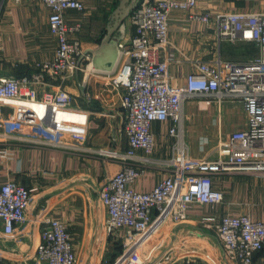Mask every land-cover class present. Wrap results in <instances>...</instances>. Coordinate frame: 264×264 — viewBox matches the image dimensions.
<instances>
[{"label": "built area", "instance_id": "built-area-1", "mask_svg": "<svg viewBox=\"0 0 264 264\" xmlns=\"http://www.w3.org/2000/svg\"><path fill=\"white\" fill-rule=\"evenodd\" d=\"M42 1L51 9L50 32L57 40V48L53 58L37 62V67L63 81L81 70L94 71L92 53L80 39L70 36L81 24L70 25L64 16L68 9L84 10L85 2ZM197 4L198 0H143L130 16L132 36L118 43L117 63L106 71L108 83L123 89L121 100L129 142L127 150H99L100 154L126 162L99 189V197L107 208L104 230L120 240V250L106 264H162L158 257L153 258L160 228L166 222L186 220L194 203L221 202L223 192L213 185L215 174L264 173V12L227 11L212 15L209 11H196ZM174 9L188 11L195 20L213 21L221 40L256 43L259 53L245 61L221 57L199 61L185 85H171L170 62L163 54L171 44L170 12ZM41 72L0 78V138L63 148L83 147L88 139L87 112L74 103L63 82L39 96L36 84ZM199 96L241 101L247 113L246 127L220 139L215 156L195 157L187 145L167 158L153 156V122L172 118L176 125L170 131L179 136L184 102ZM8 155V148L0 145V162ZM158 166L167 168L168 175L152 190L132 187L147 167ZM31 191L14 180L0 186V222L5 233H13L18 224L27 221ZM199 221L209 229L215 228L226 254L240 264H252L254 254L264 247V221L248 214L223 215L219 219L205 216ZM37 222L40 242L31 258L16 264H79L67 223L50 215L37 218Z\"/></svg>", "mask_w": 264, "mask_h": 264}, {"label": "crops", "instance_id": "crops-1", "mask_svg": "<svg viewBox=\"0 0 264 264\" xmlns=\"http://www.w3.org/2000/svg\"><path fill=\"white\" fill-rule=\"evenodd\" d=\"M84 10L64 12L68 24L80 23L81 28L70 34L82 41L90 51L97 48L116 19L121 2L130 0H83ZM115 31L118 43L129 40L134 32L132 11ZM196 11L212 15L227 11L264 12V0H198ZM51 9L42 0H0V78L32 76L41 70L37 62L55 56L57 40L50 32ZM170 47L164 55L170 62L169 83L183 86L187 76L199 61L223 58L245 61L257 56L256 43L219 38L213 21L192 19L188 11L170 12ZM92 53V52H91ZM93 55V54H92ZM81 70L64 81L58 75L41 72L36 84L39 96L63 86L71 93L74 103L88 114V139L79 149L56 147L18 138H0V145L9 155L0 162V186L14 180L30 188L31 203L27 221L7 234L0 222V264H16L31 258L40 242L37 218L50 215L65 221L72 236L74 250L81 264L109 258L118 253L120 240L103 227L107 208L99 197L106 178L121 170L126 162L100 154V148L127 150L126 113L122 105L121 87H112L106 71ZM183 119L176 136L170 129L176 125L170 118L152 124L155 138L153 156L170 157L187 145L195 157L216 155L220 139L233 131L244 129L247 113L239 100L229 97L199 96L184 102ZM141 152V151H139ZM134 163H138L134 161ZM139 164V163H138ZM168 169L147 167L132 187L139 191L152 190L165 177ZM213 185L223 192L216 204L194 203L188 218L182 222H166L159 230L153 258L162 264H240L229 257L215 228L200 223L201 217L248 214L264 221V173L231 172L213 176ZM157 210L153 211V215ZM125 230L123 229L121 233ZM252 264H264V247L254 254Z\"/></svg>", "mask_w": 264, "mask_h": 264}, {"label": "water", "instance_id": "water-1", "mask_svg": "<svg viewBox=\"0 0 264 264\" xmlns=\"http://www.w3.org/2000/svg\"><path fill=\"white\" fill-rule=\"evenodd\" d=\"M138 1L139 0H130L127 5H123L121 2V5L118 6L117 11L118 9H121V11L115 14L116 19L110 24L101 44L97 48L91 50L93 54V65L96 69L110 71L115 67L120 49L114 33L124 22L125 18L129 15ZM156 259L157 257L154 258V260Z\"/></svg>", "mask_w": 264, "mask_h": 264}, {"label": "rangeland", "instance_id": "rangeland-1", "mask_svg": "<svg viewBox=\"0 0 264 264\" xmlns=\"http://www.w3.org/2000/svg\"><path fill=\"white\" fill-rule=\"evenodd\" d=\"M107 259H109V258H107ZM106 258H104V259H101V260H98V259H95V260H93L92 262L94 263H96L97 262V264H106L107 262H106V260H107ZM85 263V260H83V259H81V264H84Z\"/></svg>", "mask_w": 264, "mask_h": 264}, {"label": "trees", "instance_id": "trees-1", "mask_svg": "<svg viewBox=\"0 0 264 264\" xmlns=\"http://www.w3.org/2000/svg\"><path fill=\"white\" fill-rule=\"evenodd\" d=\"M119 249H120V246H119Z\"/></svg>", "mask_w": 264, "mask_h": 264}]
</instances>
